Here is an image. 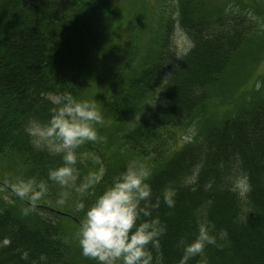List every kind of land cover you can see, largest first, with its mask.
Returning <instances> with one entry per match:
<instances>
[{"label": "trees", "instance_id": "obj_1", "mask_svg": "<svg viewBox=\"0 0 264 264\" xmlns=\"http://www.w3.org/2000/svg\"><path fill=\"white\" fill-rule=\"evenodd\" d=\"M215 2L178 0L179 27L191 42L180 60L172 48L175 23L165 16L154 42L131 45L130 62L115 73L108 60L117 0H0V171L53 186L48 171L62 166V157L35 148L25 128L29 121L46 122L65 93L96 105L103 95L104 118L96 125L104 139L77 150L101 153L103 165L99 181L80 199L84 211L18 214L0 197V264H96L79 253L72 225L62 217L80 226L131 160L151 169L153 203L160 198L152 215L165 231L158 248L149 246L151 264H180L201 223L217 242L187 264H264V81L258 91L244 92L251 63L263 61L264 31L253 33L242 12L227 13ZM105 40L99 69L95 57ZM249 49L258 56L247 61ZM194 122L196 137L178 147L176 129ZM76 168L79 179L91 174L86 160ZM241 175L247 177L243 194L233 190ZM166 189L174 193V207L163 202ZM60 200L46 205L61 207Z\"/></svg>", "mask_w": 264, "mask_h": 264}, {"label": "clouds", "instance_id": "obj_2", "mask_svg": "<svg viewBox=\"0 0 264 264\" xmlns=\"http://www.w3.org/2000/svg\"><path fill=\"white\" fill-rule=\"evenodd\" d=\"M61 101L50 110L46 122L29 121L25 131L35 148L62 157V166L49 169L48 179L67 187L76 179V165L88 156L77 150L87 142L104 139L96 127L103 125L104 118L95 102L77 100L70 93H65ZM102 174L101 170L83 188L98 182ZM151 175L146 164L129 161L126 169L87 208L77 232L83 256L95 260L96 264H151L149 246L158 248L159 236L165 231L159 217L152 215L153 209L160 206V198L153 203L148 182ZM246 185L247 177L238 176L233 190L243 194ZM46 191L44 182L37 184L31 179L20 181L17 187L22 198L31 194L32 199H38ZM162 195L164 204L174 207V193L166 189ZM75 208L78 212L84 211L85 204L78 202ZM24 212L27 214L28 209ZM216 242L210 226L201 223L196 238L184 245L180 264H187L191 257L203 253L207 245Z\"/></svg>", "mask_w": 264, "mask_h": 264}, {"label": "rangeland", "instance_id": "obj_3", "mask_svg": "<svg viewBox=\"0 0 264 264\" xmlns=\"http://www.w3.org/2000/svg\"><path fill=\"white\" fill-rule=\"evenodd\" d=\"M261 2H264V0H216L215 5L218 7L224 6L227 13H236L239 15V13L242 12V15L245 16V21L247 25H250L252 32L260 35L264 31V9L259 8ZM177 5L178 0H117L115 5V16L111 19V26L114 27L112 33L115 38L113 39L114 57L108 60L109 65L115 67V73H122L123 67L130 62V56H132L130 54L131 45L149 47V45L154 42L156 32L159 31L160 24L163 18L165 19V16H168V18L175 23L172 48L176 61L180 60L190 51L191 42L179 27ZM128 29H130L131 35L128 34L126 36L125 33ZM132 29L134 32L133 34ZM105 38L107 40V37ZM106 40L100 48V51H103L95 57L97 67L99 69H102L104 65L103 60H105L104 56L106 55L104 45L106 44ZM106 50L108 51L107 48ZM257 56L258 52L256 50L249 49L245 55V59L248 61L249 59H254L253 57L256 58ZM262 59V62L259 61L256 64H253V62L251 63V67L248 69V72L250 71V78L245 85L244 92H247L250 89H253L255 92L261 88V84H263L264 81V55L262 56ZM135 64L137 63L135 62ZM106 76L107 74H105V77ZM94 78L98 79L99 75L96 74L92 76L91 81H94ZM110 82L112 81L110 80ZM90 87L92 88V86ZM94 92V98H96V95L100 94V90L96 89ZM100 96V103L97 104L99 111L102 108L103 95ZM211 112L217 117L222 115V110L216 106L212 108ZM196 124L197 122L189 123V125L184 128L176 129L175 133L177 134L175 136V133H171V135L174 136L173 138L176 140L175 142L178 143V147L188 143L191 139L196 137ZM88 143L89 142L84 145H87ZM87 154L88 156L85 160L86 163L90 165L91 169V174L88 177L79 179L76 175L75 181L67 187H62L53 182V186L47 187V191L41 195L38 200L32 199L31 194L27 197H23L25 203H21L18 200L13 199V194H15V196H20L17 192L18 184L22 181L20 177H16L14 174L9 177L8 173L5 172L6 170L0 171V197H3L7 203L10 202V204L12 203L13 206H16L12 208L15 209L18 214L23 213L25 209H30L26 206V204L31 206H40L41 204L43 205L42 207L47 208L50 211L64 215V211L68 209L73 210L76 203L80 202V199L83 196L88 195V192L90 188L93 187V184L87 188H83V186L90 184L96 172L101 173V170H103L102 157L100 156L101 153L87 152ZM57 197L61 199L60 201H63V203H58L61 207H51L46 205V203L51 202L52 198L54 199ZM45 218L52 219L49 215H45ZM62 219L67 223V225H72L71 227L73 229L70 236L73 240L72 242L77 244L76 241L78 240H75V238H78L77 232L79 226L74 223L72 224L71 220L66 217H62ZM58 221H60V219ZM79 253L82 254V252ZM88 259L86 257V260Z\"/></svg>", "mask_w": 264, "mask_h": 264}]
</instances>
